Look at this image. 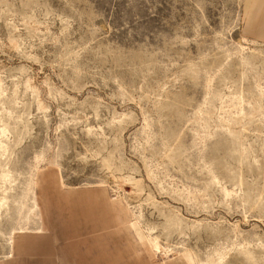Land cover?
Returning <instances> with one entry per match:
<instances>
[{
	"label": "rangeland",
	"instance_id": "rangeland-1",
	"mask_svg": "<svg viewBox=\"0 0 264 264\" xmlns=\"http://www.w3.org/2000/svg\"><path fill=\"white\" fill-rule=\"evenodd\" d=\"M252 0H0V264H264Z\"/></svg>",
	"mask_w": 264,
	"mask_h": 264
},
{
	"label": "crops",
	"instance_id": "crops-1",
	"mask_svg": "<svg viewBox=\"0 0 264 264\" xmlns=\"http://www.w3.org/2000/svg\"><path fill=\"white\" fill-rule=\"evenodd\" d=\"M246 17L247 33L264 41V0H252Z\"/></svg>",
	"mask_w": 264,
	"mask_h": 264
}]
</instances>
